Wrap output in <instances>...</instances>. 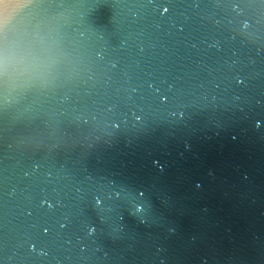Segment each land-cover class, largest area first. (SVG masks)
I'll list each match as a JSON object with an SVG mask.
<instances>
[{"label":"water","instance_id":"1","mask_svg":"<svg viewBox=\"0 0 264 264\" xmlns=\"http://www.w3.org/2000/svg\"><path fill=\"white\" fill-rule=\"evenodd\" d=\"M0 264H264V0H0Z\"/></svg>","mask_w":264,"mask_h":264},{"label":"clouds","instance_id":"2","mask_svg":"<svg viewBox=\"0 0 264 264\" xmlns=\"http://www.w3.org/2000/svg\"><path fill=\"white\" fill-rule=\"evenodd\" d=\"M47 69L46 56L28 47H0V75L30 74L39 79Z\"/></svg>","mask_w":264,"mask_h":264}]
</instances>
